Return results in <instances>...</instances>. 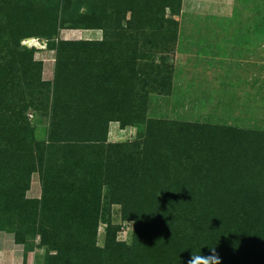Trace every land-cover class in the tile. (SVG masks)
I'll return each instance as SVG.
<instances>
[{
  "label": "trees",
  "instance_id": "1",
  "mask_svg": "<svg viewBox=\"0 0 264 264\" xmlns=\"http://www.w3.org/2000/svg\"><path fill=\"white\" fill-rule=\"evenodd\" d=\"M180 6L0 0V232L26 251L39 237L38 264H264V132L146 116L149 93L171 86ZM63 29L102 38L61 40ZM30 38L54 51L51 81L21 45ZM30 115L47 126L42 141ZM111 122L136 138L107 143ZM106 187L133 224L128 245L109 224L96 243Z\"/></svg>",
  "mask_w": 264,
  "mask_h": 264
},
{
  "label": "rangeland",
  "instance_id": "2",
  "mask_svg": "<svg viewBox=\"0 0 264 264\" xmlns=\"http://www.w3.org/2000/svg\"><path fill=\"white\" fill-rule=\"evenodd\" d=\"M175 19L179 34L174 50L168 54L171 86L166 93H149L147 118L264 132V0H181ZM100 35L102 38V32ZM58 37L76 40L80 34L63 29ZM24 44L36 48L33 55L42 62L41 78L51 81L54 51L47 49L45 40L30 38L21 42ZM159 56H155L156 61ZM29 120L34 138L45 139L47 126L32 120L31 115ZM136 134L134 127L120 129L118 123L111 122L107 143L133 141ZM40 193L36 172L31 176L26 197L37 199ZM107 224L118 227L116 241L131 243L133 224L121 220L120 207L110 204L106 187L97 231L99 247L103 245ZM26 243L31 247L27 251L26 246L14 242L12 234L0 232V264L42 262L45 249L38 246L39 237L29 238Z\"/></svg>",
  "mask_w": 264,
  "mask_h": 264
},
{
  "label": "crops",
  "instance_id": "3",
  "mask_svg": "<svg viewBox=\"0 0 264 264\" xmlns=\"http://www.w3.org/2000/svg\"><path fill=\"white\" fill-rule=\"evenodd\" d=\"M79 31L80 38L76 40H100L101 39V31L97 30H77ZM96 33L98 36H93V33ZM100 37V38H99Z\"/></svg>",
  "mask_w": 264,
  "mask_h": 264
},
{
  "label": "clouds",
  "instance_id": "4",
  "mask_svg": "<svg viewBox=\"0 0 264 264\" xmlns=\"http://www.w3.org/2000/svg\"><path fill=\"white\" fill-rule=\"evenodd\" d=\"M188 264H206V262L204 261V258L197 256L190 259Z\"/></svg>",
  "mask_w": 264,
  "mask_h": 264
},
{
  "label": "bare ground",
  "instance_id": "5",
  "mask_svg": "<svg viewBox=\"0 0 264 264\" xmlns=\"http://www.w3.org/2000/svg\"><path fill=\"white\" fill-rule=\"evenodd\" d=\"M29 42H33V40H28ZM34 43V42H33Z\"/></svg>",
  "mask_w": 264,
  "mask_h": 264
},
{
  "label": "built area",
  "instance_id": "6",
  "mask_svg": "<svg viewBox=\"0 0 264 264\" xmlns=\"http://www.w3.org/2000/svg\"><path fill=\"white\" fill-rule=\"evenodd\" d=\"M25 45V44H24ZM26 46V45H25ZM27 47V46H26Z\"/></svg>",
  "mask_w": 264,
  "mask_h": 264
}]
</instances>
